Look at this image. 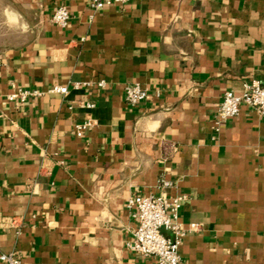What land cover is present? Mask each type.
I'll use <instances>...</instances> for the list:
<instances>
[{"label":"crops","instance_id":"0c3cea01","mask_svg":"<svg viewBox=\"0 0 264 264\" xmlns=\"http://www.w3.org/2000/svg\"><path fill=\"white\" fill-rule=\"evenodd\" d=\"M253 78L264 86V0H0V252L156 264L127 248L126 203L162 191L184 194L179 219L198 225L179 246L187 263L264 264V115L242 103L214 128L223 92ZM134 82L147 95L130 105ZM18 89L42 92L9 98Z\"/></svg>","mask_w":264,"mask_h":264},{"label":"built area","instance_id":"2783aa9c","mask_svg":"<svg viewBox=\"0 0 264 264\" xmlns=\"http://www.w3.org/2000/svg\"><path fill=\"white\" fill-rule=\"evenodd\" d=\"M129 0H84L88 7L100 9L112 4H123ZM69 9L65 4H59L51 14V21L59 26H65L69 20ZM96 85L103 87L104 79H99ZM91 84L90 81H72L73 88H80ZM66 85L55 84L50 86L49 92H67ZM39 89H18L9 95V98L17 97L25 101L31 95H40ZM147 92L139 83L125 84L123 87L124 100L130 105H137L144 101ZM246 104L253 108L259 115H264V86L258 79L253 78L243 84L240 92L226 90L216 107L215 129L226 119L235 116L239 112L240 104ZM80 104L92 107V102ZM92 120L86 119L74 125L77 135L92 125ZM158 185L166 188L171 181L160 178ZM186 196L182 193L167 195L164 192L158 194H135L127 199V206L131 209V217L134 220L132 238L127 242V248L142 256H153L156 264H189L181 256L179 246L187 232L197 228V223H183L178 216V210ZM0 261L3 264H27L13 251L0 252Z\"/></svg>","mask_w":264,"mask_h":264}]
</instances>
